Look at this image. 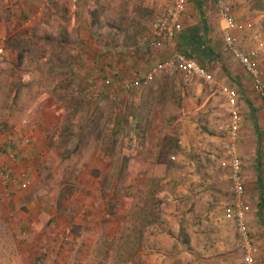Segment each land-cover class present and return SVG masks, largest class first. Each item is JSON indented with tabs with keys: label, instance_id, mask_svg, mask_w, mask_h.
<instances>
[{
	"label": "rangeland",
	"instance_id": "1",
	"mask_svg": "<svg viewBox=\"0 0 264 264\" xmlns=\"http://www.w3.org/2000/svg\"><path fill=\"white\" fill-rule=\"evenodd\" d=\"M163 1L0 0V136L20 138L23 128L35 133L36 125L47 124L53 153L42 171L53 186H35L25 197L47 204L48 223L16 235L31 248L22 262L16 239L0 230V264H10V252L18 264L49 258L56 264H181L208 245L223 248L233 264L241 261L231 246L235 231L224 244L214 219L207 227L204 220L214 186L232 194L228 89L240 95L235 151L245 197L259 203L264 225V104L224 49L209 0H186L183 33L171 44L136 48ZM248 1L251 13L240 20H254L247 30L255 45L264 44V0ZM191 30L193 57L211 82L185 81L161 67L186 49ZM258 65L264 77V55ZM150 72L143 87H121L145 81ZM53 101L55 108L46 109ZM262 233H253L262 247L259 264Z\"/></svg>",
	"mask_w": 264,
	"mask_h": 264
},
{
	"label": "crops",
	"instance_id": "2",
	"mask_svg": "<svg viewBox=\"0 0 264 264\" xmlns=\"http://www.w3.org/2000/svg\"><path fill=\"white\" fill-rule=\"evenodd\" d=\"M228 4L232 7L233 16L236 22L242 26L235 30V37L240 44V47L244 49H249L258 43L254 44V36L251 30H247L248 25H254V20H247L245 18L244 24L240 20L241 15H248V12L251 13V7L248 0H227ZM196 8L201 5H195ZM193 6V7H195ZM250 10V11H249ZM187 10H185L186 12ZM190 14H194V9L192 8ZM185 16V15H183ZM185 18V17H184ZM183 19V17H182ZM220 25L222 23L219 21ZM221 28V27H220ZM192 31V30H191ZM189 34V33H188ZM92 77V75H90ZM42 102H40L41 104ZM43 105V104H42ZM47 105V106H46ZM56 101L46 102L45 108H55ZM60 107V106H58ZM56 107V110L59 108ZM41 125V124H40ZM35 126V133L28 132L30 127L23 128L24 135L18 138L16 132L5 133L0 136V170L6 174V178L0 177V222L5 225H2L0 228L1 231L8 232V229L13 235L16 243L14 247L17 250L16 254L19 256V260L22 262V257H26L28 250L30 247H25L23 243V239H17L16 235L24 234L26 236V230L29 234L32 229L37 225L42 226V224H47L46 221L47 213L46 208L47 204L43 201L38 202L36 204L27 202V195L33 191L35 186H53L49 182L45 181L44 174L42 171L44 170L46 165L49 164V160L52 159L53 153L50 152L51 147L47 145V139L44 133L43 127L46 129L47 124ZM20 126H15V128ZM37 127V129H36ZM22 134V132H18V134ZM26 175V177L23 176ZM47 180V179H46ZM78 181L75 182V186H77ZM22 184H26V188L22 189L19 186ZM56 185V184H55ZM86 186H90L89 184ZM29 190V192H28ZM212 201L210 202V208L205 212L206 217L204 218L207 227V220L213 221L214 225L213 231L219 230L220 238L222 243L229 242L232 239L234 227L232 225V221L226 217V212L229 207L233 203L232 194L227 188V186H214L212 189ZM228 195V197H227ZM250 196V195H249ZM187 197H185L186 199ZM247 198V197H246ZM260 202V201H259ZM247 203L250 207V212L247 215V228L250 232V236L253 242V245L256 247L257 251L255 253V264H259L261 262L262 247L259 243L258 246L254 242V234L259 231V228H263L264 234V225L263 222L257 217L258 215V205L259 203L253 197L251 200L247 199ZM25 207V208H22ZM52 232H54L53 228ZM208 230V229H205ZM254 233V234H253ZM183 234V231H182ZM195 234L191 232V235ZM183 236V235H182ZM234 237V236H233ZM237 237V235H236ZM234 237V240L236 239ZM10 238V237H9ZM53 235L47 239L53 240ZM264 241V235L258 241ZM51 243L53 241H50ZM24 244V245H23ZM23 245V246H22ZM28 246L31 244L28 241ZM18 247V248H17ZM45 248L44 246H41ZM20 249V251H19ZM35 249V248H34ZM211 250L210 246L204 247L201 250L199 249L197 253H195L192 260H183L181 264H233L229 257H226V254L222 251L223 248H213ZM34 251V250H33ZM19 252V254H18ZM10 256L7 259V262L10 264H18V262L13 258V254L7 253L5 256ZM264 257V253H263ZM30 259L32 257L30 256ZM53 261V258H49L46 262ZM56 264V262H54ZM240 263V260L237 264ZM264 263V261H263ZM30 264H37V262H32ZM43 264V263H42Z\"/></svg>",
	"mask_w": 264,
	"mask_h": 264
},
{
	"label": "built area",
	"instance_id": "3",
	"mask_svg": "<svg viewBox=\"0 0 264 264\" xmlns=\"http://www.w3.org/2000/svg\"><path fill=\"white\" fill-rule=\"evenodd\" d=\"M49 1V0H47ZM215 7L216 14L221 25V34L224 49L235 60L249 76L252 91L264 104V77L258 65V59L264 55V44H259L249 51L240 48L235 37V30L240 26L234 16L232 7L227 0H209ZM186 0H165L160 5L146 36L136 42V48L154 49L171 44L177 35L183 33L182 17L186 10ZM161 67L173 69L179 72L185 81L202 79L211 82L212 77L193 57H187L181 51H175ZM152 77L150 72L145 81H126L121 87L123 90L143 87ZM224 97L230 115L228 156L230 157V188L233 203L226 212V217L232 221L236 239L231 246L240 253L239 264H255L256 247L253 245L250 232L247 228V215L250 207L245 197V184L241 173L242 161L236 154V140L240 126L239 97L240 95L232 89L224 92ZM26 177L25 174H23ZM0 177L6 178V174L0 170ZM26 188V184L19 186ZM45 264H54L53 261Z\"/></svg>",
	"mask_w": 264,
	"mask_h": 264
},
{
	"label": "trees",
	"instance_id": "4",
	"mask_svg": "<svg viewBox=\"0 0 264 264\" xmlns=\"http://www.w3.org/2000/svg\"><path fill=\"white\" fill-rule=\"evenodd\" d=\"M196 33L194 32V30L192 32H189L188 36H187V41H188V46L186 47V49L184 51H182L183 54H185L187 57H191L193 56V52H198L197 46L196 44ZM241 48V47H240ZM238 92V91H237ZM258 97V96H257ZM259 98V97H258ZM260 99V98H259ZM259 166H261V160L259 159ZM260 168V167H259ZM261 170V169H260ZM259 178H261V176H258ZM259 181V180H258ZM260 182V181H259ZM262 183H259L258 186H260ZM261 187V186H260Z\"/></svg>",
	"mask_w": 264,
	"mask_h": 264
}]
</instances>
